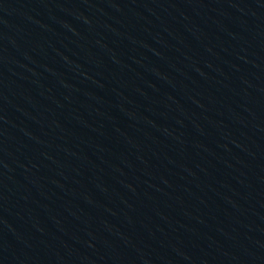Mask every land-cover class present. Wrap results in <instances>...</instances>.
I'll use <instances>...</instances> for the list:
<instances>
[{
  "label": "water",
  "instance_id": "obj_1",
  "mask_svg": "<svg viewBox=\"0 0 264 264\" xmlns=\"http://www.w3.org/2000/svg\"><path fill=\"white\" fill-rule=\"evenodd\" d=\"M0 264H264V0H0Z\"/></svg>",
  "mask_w": 264,
  "mask_h": 264
}]
</instances>
